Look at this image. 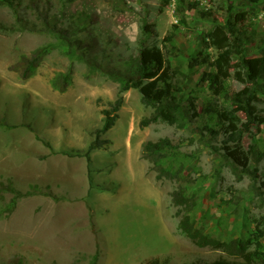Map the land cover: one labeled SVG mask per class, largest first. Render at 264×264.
<instances>
[{
	"label": "rangeland",
	"instance_id": "obj_1",
	"mask_svg": "<svg viewBox=\"0 0 264 264\" xmlns=\"http://www.w3.org/2000/svg\"><path fill=\"white\" fill-rule=\"evenodd\" d=\"M238 12L247 14L238 24L247 56L263 55L264 0H13L0 6V153L13 147L21 128L42 142L40 135L54 136V144L93 141L102 109L118 97L115 79L136 78L142 45L159 46L182 89L176 95L179 121L146 127L140 121L153 109L142 103L137 88L122 93L115 125L100 135L109 142L90 159L84 156L80 169L70 167L76 179L80 174L70 190L31 182L36 175L26 167L20 172L23 160L0 155V182L8 184L0 186V264H89L94 255L98 264H183L221 256L178 229L169 195L177 183L157 179L142 158L143 142L161 137L174 145L165 165L182 168L197 194L191 211L197 224L225 239L248 236L264 222V77L242 83L234 65L240 57L214 66L217 49L205 44L215 22L226 24ZM171 32L172 42L164 41ZM39 47L48 53L36 74L23 78V56ZM195 58L207 63L190 66ZM70 68L72 85L54 89L51 79ZM204 71L220 77L226 95L213 94L201 80ZM245 86L254 90L256 118L233 100ZM191 103L198 111L205 104L231 110L238 129L232 131L228 121L219 126L208 113L197 117ZM73 150L68 155L76 156ZM70 174L54 173V179ZM10 181L24 195L7 212L14 195Z\"/></svg>",
	"mask_w": 264,
	"mask_h": 264
},
{
	"label": "trees",
	"instance_id": "obj_2",
	"mask_svg": "<svg viewBox=\"0 0 264 264\" xmlns=\"http://www.w3.org/2000/svg\"><path fill=\"white\" fill-rule=\"evenodd\" d=\"M13 0H0V6H6ZM209 15L208 12H203ZM245 12H238L234 20L228 19L226 24L215 22L206 34V47H214L217 49L216 58L211 61L214 66L231 65L235 56L240 59L235 62L237 69L235 74L237 78L246 83L255 81L260 77H264V54L261 56H247V41L239 29L238 24L246 19ZM2 28L3 25H0ZM177 27V24H174ZM147 31L148 26H145ZM174 33H168L163 40H173ZM48 48L39 47L31 56H23L26 65L22 72L23 78H29L36 74L37 66L42 62ZM199 56V55H198ZM196 59V62L190 66H197L207 63L206 58ZM210 62V61H209ZM136 78H114L120 82L118 89V97L114 102H110V107L102 109L103 119L101 127L95 129L96 137L85 149H75L72 151L74 155L90 156L92 150L105 146L109 141L101 139L100 135L106 133L114 125L118 118V112L123 105L122 93L130 88H137L141 93L142 103L153 109L149 116H145L140 121L141 127H146L154 122H165L174 124L179 121V106L177 103V94L182 91L181 84L173 81L175 73H170V65H164L162 51L157 44L142 45L139 49V57L135 65ZM177 71H180L177 69ZM180 73V72H178ZM201 80L208 83L214 95H226L227 88L225 83L217 74L204 71ZM73 83V68L59 74L51 79V85L58 91H65ZM254 90L244 87L240 91L235 92L233 100L247 112L248 116L256 118V113L252 100ZM212 103V102H210ZM194 114L203 117L208 113L210 117H215L217 124L224 127L229 122L232 131L238 129L234 122L236 115L231 110L220 111L214 108L212 104H205L204 108L198 111L194 103H191ZM226 121V122H225ZM228 146L225 147L227 149ZM174 149L171 140L168 137H161L158 140H146L142 145V158L147 159L152 165V169L156 171L157 179H169L177 183V186L170 192L171 205L175 208L174 215L178 218V229L189 238L192 243L198 247H208L218 250L221 256L211 262L194 261L183 264H264V222H257L255 231L245 237H228L220 238L213 232L208 231L205 223L197 224L191 217V211L198 205V197L193 190L191 183L184 177L182 168H169L165 164L170 159L169 153ZM239 150H234L233 155H237ZM175 153H172V157ZM240 154H238L239 156ZM11 182V181H10ZM11 184V185H10ZM9 184L11 193H14L10 202L6 204L7 212H12L16 205L17 199L24 195L23 192L14 188L12 182ZM0 186L8 187V184L0 182ZM1 188V187H0ZM98 256L94 255L90 259L89 264H98Z\"/></svg>",
	"mask_w": 264,
	"mask_h": 264
},
{
	"label": "crops",
	"instance_id": "obj_3",
	"mask_svg": "<svg viewBox=\"0 0 264 264\" xmlns=\"http://www.w3.org/2000/svg\"><path fill=\"white\" fill-rule=\"evenodd\" d=\"M19 134H23V136H18ZM24 134L26 133H24L21 128L19 132L14 136L15 138H17V142H13L11 144L13 147H10L9 145L5 146L6 151L0 153V155H12V157L18 158L19 162L23 160L24 164L20 166V172H24V169L26 167L29 173H35L36 175V177L31 182L40 184L47 183L48 185L51 184L55 188L61 187L65 188L66 190L74 188L76 186V180H79L80 178V174L77 175L76 179L75 169L70 167L74 165H78V169H80V167H83L86 164V162H84L83 160L85 155L70 156L67 152H69L71 149H85L91 141L87 145L69 144L64 142L54 144L51 140V138L54 139V136H38L43 140L42 142L37 140V136H32L31 134H26L25 136ZM106 145L101 148L106 147ZM1 148L2 147H0V151ZM54 150L60 153L54 154ZM37 155L44 156V159L38 161L37 159H35ZM26 158L30 159V161H27ZM73 158H76V160ZM88 158L90 159L91 155ZM60 162H62V167L60 165ZM64 171L70 172V176L64 177L60 180L54 179V173H63ZM58 183H62V185Z\"/></svg>",
	"mask_w": 264,
	"mask_h": 264
}]
</instances>
